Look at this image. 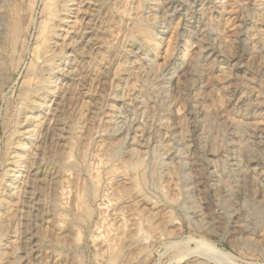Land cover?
I'll return each mask as SVG.
<instances>
[{"label": "rangeland", "instance_id": "rangeland-1", "mask_svg": "<svg viewBox=\"0 0 264 264\" xmlns=\"http://www.w3.org/2000/svg\"><path fill=\"white\" fill-rule=\"evenodd\" d=\"M0 264H264V0H0Z\"/></svg>", "mask_w": 264, "mask_h": 264}, {"label": "bare ground", "instance_id": "bare-ground-1", "mask_svg": "<svg viewBox=\"0 0 264 264\" xmlns=\"http://www.w3.org/2000/svg\"><path fill=\"white\" fill-rule=\"evenodd\" d=\"M153 2V1H152ZM144 4V3H143ZM145 4H147V2L145 3ZM139 5V4H138ZM149 5V4H148ZM223 6V5H222ZM138 10V9H137ZM142 10V9H141ZM220 14V13H219ZM140 21V20H139ZM142 22V21H141ZM145 30V29H144ZM218 30V29H217ZM131 69V68H130ZM124 70V69H123ZM128 72V71H127ZM140 74V73H139ZM134 88V87H133ZM133 90V89H132ZM131 92V91H130ZM136 96V95H135ZM112 141V140H111ZM134 141V140H133ZM135 143V142H134ZM109 145H110V143H109ZM115 145V144H114ZM120 145V144H119ZM117 146V145H116ZM120 146H122V145H120ZM135 146V145H134ZM135 148V147H134ZM109 150V149H108ZM111 150H112V148H111ZM114 150H115V147H114ZM113 150V151H114ZM119 150V149H118ZM110 151V150H109ZM111 152V151H110ZM118 152V151H117ZM117 152L115 153L116 155H118L117 154ZM135 152V151H134ZM129 154H130V152H129ZM134 155V154H133ZM109 158H111V157H109ZM113 158H115V157H113ZM139 158V157H138ZM125 161H126V159H124ZM137 161H138V159H137ZM131 163V162H130ZM132 163H133V161H132ZM124 165H125V163H124ZM128 164H126L125 166H127ZM138 165H139V163H133V164H131L130 166H131V169L133 168V170H137L138 168ZM129 166V165H128ZM126 168V167H125ZM136 168V169H135ZM129 169V168H128ZM130 169V170H131ZM133 170H132V172H133ZM143 171H146V170H144V168L142 169ZM141 173V172H140ZM142 173H145V172H142ZM152 173V172H151ZM137 175V174H136ZM135 175V176H136ZM145 175V174H144ZM156 175V174H155ZM152 176V175H151ZM154 176V175H153ZM145 177V176H144ZM141 178H143V177H141ZM132 179H134V178H132ZM144 179V178H143ZM136 181H137V179H135ZM144 181H146L145 179H144ZM133 182H134V180H133ZM142 182V181H141ZM134 183H136L137 184V182H134ZM137 187H138V185H137ZM136 189V188H135ZM140 239V238H139ZM131 242V241H130ZM134 243V242H133ZM132 243V244H133ZM131 245V244H130ZM126 259H127V257H126Z\"/></svg>", "mask_w": 264, "mask_h": 264}]
</instances>
